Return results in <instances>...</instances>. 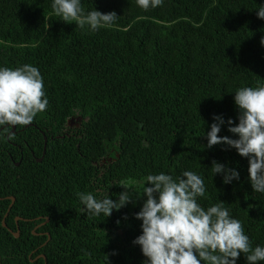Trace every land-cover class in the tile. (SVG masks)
<instances>
[{
	"label": "trees",
	"instance_id": "trees-1",
	"mask_svg": "<svg viewBox=\"0 0 264 264\" xmlns=\"http://www.w3.org/2000/svg\"><path fill=\"white\" fill-rule=\"evenodd\" d=\"M51 3L0 0V66H36L49 99L31 125L0 131V264H143L133 241L146 196L107 218L89 217L76 193L116 200L121 179L185 170L204 180L203 207L224 202L252 247L264 246V194L253 192L248 159L206 138L222 116L219 135L237 139L227 124L239 123L235 91L264 85V0H164L147 11L82 0L86 12L119 17L96 32L61 21ZM213 160L239 181L225 185Z\"/></svg>",
	"mask_w": 264,
	"mask_h": 264
},
{
	"label": "clouds",
	"instance_id": "clouds-1",
	"mask_svg": "<svg viewBox=\"0 0 264 264\" xmlns=\"http://www.w3.org/2000/svg\"><path fill=\"white\" fill-rule=\"evenodd\" d=\"M142 10L155 9L164 0H135ZM52 12L78 29L99 31L116 23L115 12L102 13L97 9L85 11L82 0H52ZM264 20V6L256 10ZM264 45V38L261 39ZM234 104L239 112V123L227 120L228 131L237 139L221 137L225 120L214 116V123L206 133L207 147L220 144L235 149L248 159V179L253 192L264 194V85L241 87L235 91ZM49 105L44 78L31 64L16 68L0 66V131L31 125ZM11 138V137H9ZM211 172L221 175L225 185L239 181L240 173L215 160ZM150 185V186H146ZM118 186L126 191L114 200L108 194L97 198L92 192L79 191L78 201L89 217H110L120 211L133 197H144L142 208L135 219L142 221V234L133 243L140 246L143 264H237L243 254L246 264L264 262V246L252 247L242 222L234 218L224 202L205 208L200 203L206 198L203 178L195 171L185 170L180 177L160 172L148 174L139 181L121 179ZM142 189V194L137 191Z\"/></svg>",
	"mask_w": 264,
	"mask_h": 264
},
{
	"label": "flooded vegetation",
	"instance_id": "flooded-vegetation-1",
	"mask_svg": "<svg viewBox=\"0 0 264 264\" xmlns=\"http://www.w3.org/2000/svg\"><path fill=\"white\" fill-rule=\"evenodd\" d=\"M71 121H72V120H71ZM78 121H79V120L77 119L76 124H72V123H70V124H69V129H72V128H78V127H79ZM16 221H18V219H16ZM42 225H43V224H42ZM42 225H38V226H36L35 229H39V228H41ZM18 233H19V231H18ZM39 234H40V235H44V234H48V233L40 232ZM19 236H20V235H19ZM48 236H49V235H48ZM48 240H50V237H48ZM46 243H47V242H45L41 247H43L44 245H46ZM43 256L46 258L45 255L41 254V255H39L36 259H39V258L44 259ZM44 260H45V263H46L47 258L44 259Z\"/></svg>",
	"mask_w": 264,
	"mask_h": 264
},
{
	"label": "water",
	"instance_id": "water-1",
	"mask_svg": "<svg viewBox=\"0 0 264 264\" xmlns=\"http://www.w3.org/2000/svg\"><path fill=\"white\" fill-rule=\"evenodd\" d=\"M45 144H46V140H45ZM13 201H14V199H13ZM3 226L4 227H6V224L5 223H3ZM13 235H14V237H16V238H18L19 237V233L18 232H16V233H13ZM43 258L44 259H46L44 256H43ZM47 264V263H46Z\"/></svg>",
	"mask_w": 264,
	"mask_h": 264
},
{
	"label": "rangeland",
	"instance_id": "rangeland-1",
	"mask_svg": "<svg viewBox=\"0 0 264 264\" xmlns=\"http://www.w3.org/2000/svg\"><path fill=\"white\" fill-rule=\"evenodd\" d=\"M71 123H72V124H76V121L73 119V120L71 121Z\"/></svg>",
	"mask_w": 264,
	"mask_h": 264
}]
</instances>
